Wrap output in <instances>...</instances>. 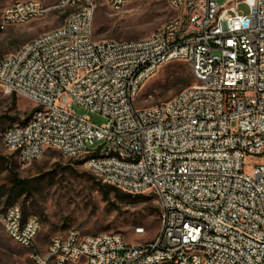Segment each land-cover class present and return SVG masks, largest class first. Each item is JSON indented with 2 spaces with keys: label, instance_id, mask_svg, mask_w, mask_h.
Instances as JSON below:
<instances>
[{
  "label": "built area",
  "instance_id": "built-area-1",
  "mask_svg": "<svg viewBox=\"0 0 264 264\" xmlns=\"http://www.w3.org/2000/svg\"><path fill=\"white\" fill-rule=\"evenodd\" d=\"M133 1L61 0L60 26L0 58V86L36 106L2 141L23 167L53 148L82 158L104 184L153 195L158 234L130 243L120 233L70 229L42 249L40 221L20 204L0 200V221L34 264H264V0H167L174 16L151 35L97 39L98 8L119 11ZM50 9L16 1L0 28ZM175 61L190 66L195 83L138 107L145 82ZM75 104L106 123H91ZM254 156L263 161L246 171ZM134 234L144 236L145 227Z\"/></svg>",
  "mask_w": 264,
  "mask_h": 264
},
{
  "label": "rangeland",
  "instance_id": "rangeland-1",
  "mask_svg": "<svg viewBox=\"0 0 264 264\" xmlns=\"http://www.w3.org/2000/svg\"><path fill=\"white\" fill-rule=\"evenodd\" d=\"M22 0H0V23L4 10L12 3ZM51 8L41 18L0 28V58L20 48L34 36L50 31L63 23L64 12L56 6L61 0H39ZM222 5L226 0H216ZM240 12L248 7L241 3ZM174 11L167 0H136L119 11L108 4L98 8L95 19L97 39L129 41L151 35L162 28ZM190 66L184 61H175L161 67L142 86L135 100L138 107H147L165 101L182 89L193 85ZM35 104L25 96L9 94L0 86V199L6 201L10 194V175L14 171L21 178L31 180L30 190L20 195L16 202L26 216H36L41 224L38 243L43 249L51 237L75 229L81 234L120 233L130 243L152 240L159 232L161 217L159 204L151 194L144 198L123 195L104 187V183L92 175L82 158L64 156L59 150L49 148L44 156L28 166H21L14 152L3 144L2 134L14 124L28 120ZM73 111L87 115L97 126L106 123L101 114L90 112L75 104ZM259 156L246 161L262 162ZM145 227L144 236H136L134 228ZM0 261L7 264H34L29 250L14 241L0 221Z\"/></svg>",
  "mask_w": 264,
  "mask_h": 264
},
{
  "label": "trees",
  "instance_id": "trees-1",
  "mask_svg": "<svg viewBox=\"0 0 264 264\" xmlns=\"http://www.w3.org/2000/svg\"><path fill=\"white\" fill-rule=\"evenodd\" d=\"M10 183H11V189H10L11 192L8 195L6 201H2L0 199L4 203V205L6 207L11 206V205H14V204H17L16 199L20 195L28 192L30 190V187H31V180L30 179L21 178L18 175V173L14 172V171L11 172V175H10ZM104 187H106L107 189H110V190L118 191V193L124 192V191H122V190H120L118 188H115V187L110 186V185H107V184H104ZM122 194L123 195H127V196L133 195V194H129V193H126V192H124ZM134 196H138V197H141V198H144L145 197L143 194L134 195ZM23 212H24V215L26 216V212L24 210H23Z\"/></svg>",
  "mask_w": 264,
  "mask_h": 264
}]
</instances>
